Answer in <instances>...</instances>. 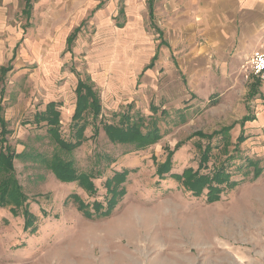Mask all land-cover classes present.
Wrapping results in <instances>:
<instances>
[{"label": "rangeland", "instance_id": "rangeland-1", "mask_svg": "<svg viewBox=\"0 0 264 264\" xmlns=\"http://www.w3.org/2000/svg\"><path fill=\"white\" fill-rule=\"evenodd\" d=\"M96 1L113 5V24L125 22L123 11L135 0ZM180 2L166 32L144 22L146 34L164 49L157 63L165 51L177 76H165L162 67L157 82H137L119 107L102 106L96 119L85 115L76 127L68 111L76 98L75 72L85 78L87 65L74 45L99 31L87 27L93 20L87 0H33L29 18L23 0H0V66L14 54L13 68L0 75L10 130L5 137L17 153H26L14 159L24 198L0 206V264H264V83L250 72L249 57L230 64L232 73L217 67L202 34L182 26ZM78 24L70 53L65 36ZM50 101L61 104L60 134L74 147L60 156L94 176L95 190L60 180L34 156L56 151L46 122L34 121ZM119 113L142 117L141 127L155 122L161 138L140 150L112 141L100 121L118 122ZM224 126L227 138L223 131L206 137ZM240 132L245 139L239 142ZM208 143L209 158L202 160ZM188 167L208 175L223 168L231 185L223 184L208 202L207 189L195 195L171 176ZM123 171V178L114 176ZM95 199L105 208L111 199L107 216L95 211ZM25 220L31 224L26 230Z\"/></svg>", "mask_w": 264, "mask_h": 264}, {"label": "crops", "instance_id": "crops-1", "mask_svg": "<svg viewBox=\"0 0 264 264\" xmlns=\"http://www.w3.org/2000/svg\"><path fill=\"white\" fill-rule=\"evenodd\" d=\"M23 1L25 6V0ZM31 1L33 5V0ZM180 1L179 16L184 21L182 26L190 27L196 34H202L203 47L206 51L213 53L216 58V66L226 72L225 74L232 73L228 70L230 64H238L239 60L250 58L253 51L264 42V0ZM106 2L87 0V5L91 8L90 14L93 15V20L91 19V23L87 27L92 28L95 25L100 32L98 31L92 40L83 41L80 36L74 45L77 54L81 55L83 62L85 61L87 65V69L83 73L85 78H82L79 72H75V80L77 83L79 80H83L92 84L101 99L100 102L102 101L101 109L102 106L119 107L123 99L129 97L132 87H136L137 82L147 80H156L157 82L162 67L165 76L170 78L177 76L171 67L175 65L169 61L165 51V57L157 63L158 50L164 49H161L160 43L156 45L153 43L152 34H146L144 22L149 19L152 25L155 24L156 29L166 32L165 28H170L171 22H174L175 13L172 12V9L176 7L178 0H135L128 6V9L123 11L125 22L113 24L111 23L113 5L106 4ZM31 9L29 15L24 9L22 11L27 18L31 15ZM154 21L156 22L153 23ZM80 26L81 24H78L65 36V51H68V37L75 33L74 42ZM23 31H25V27ZM18 44L19 42L14 48ZM72 46L71 51H68L70 53ZM166 48L171 53V49ZM224 55H227V58ZM13 59L14 54L6 65L0 66L1 77L13 68ZM198 62L202 65V62ZM8 66L11 68L2 73L1 68ZM130 96L132 100L139 97L138 95ZM76 99L77 96L68 112L75 110ZM60 106L59 103L58 110ZM0 108L6 129L9 130L2 114L1 98Z\"/></svg>", "mask_w": 264, "mask_h": 264}, {"label": "trees", "instance_id": "trees-1", "mask_svg": "<svg viewBox=\"0 0 264 264\" xmlns=\"http://www.w3.org/2000/svg\"><path fill=\"white\" fill-rule=\"evenodd\" d=\"M32 6L31 0H25L24 11L27 15H29V11ZM75 37V33H72L67 39V50L71 51V46L73 43V39ZM10 66L2 67L1 72H6ZM76 106L74 113L72 115V121L74 122L73 125L78 127L79 121L84 118L85 115L92 114V118L96 119L99 114H101V104L99 95L96 90L93 89L91 83H87L83 80H79L76 87ZM59 103L57 102H49L46 104L45 111L36 113L34 119L37 123L45 121L48 128L47 134L50 136L53 144L56 147V151L51 155V157L44 156L42 153H36L34 156L40 158L44 164L51 171L59 177L60 180L64 182H77L80 186L85 188L88 191L95 190V183L93 179L94 176L90 175L86 172H80L78 169L73 165L71 160H65L60 156V151H66L68 153H72L73 146L68 145L67 142L62 138L59 130V122H60V112L58 110ZM1 112V108H0ZM120 115V119L118 122L108 123L105 121L103 122L102 129L106 132L108 136L112 138V141L117 142L119 144H128L131 145L133 149L140 150L147 145L156 142L158 139L161 138V134L159 129L155 127V122L152 123V127L146 126L141 127L143 124V118L137 117L136 120L129 116L128 114H118ZM103 117V115H102ZM244 121L249 120L248 117L244 116L242 118ZM251 119V118H250ZM141 120V121H139ZM142 122V123H141ZM87 123H83L81 125H86ZM94 126V136H97L99 127L96 123L93 124ZM243 126V125H242ZM0 206L4 207L7 203L17 205L21 202L20 199L24 192L22 189L19 180L16 177L15 172V165L14 159L15 158H23L25 157L26 153L21 152L17 153L14 148L8 143L7 138L5 137L10 131L6 129L5 121L0 114ZM147 128V129H146ZM149 128V129H148ZM224 128V129H223ZM221 131H215L211 134H207L206 137L212 139L213 137L220 135L223 131L227 138V126L221 127ZM204 135L203 133H200ZM245 139L240 132L238 136L239 142ZM182 143H177L175 146V150L179 148ZM211 149L210 143L206 145L203 149H201L202 160H207L209 158V151ZM174 152V150H173ZM172 152L169 151L168 157L171 156ZM254 165L255 163H250ZM164 168L157 169V171L163 172ZM126 174V171L123 172H115L114 176L116 178H123ZM229 173H226L223 168L220 170L216 169L213 171L212 175L208 174H200L199 171H194L193 168L188 167L180 174H171L176 180L182 179V183L192 191L195 195H200L203 192V189H207V200L211 202L216 199L217 196L220 195L222 192V185L229 184ZM260 174V170L256 173V176ZM114 179V178H112ZM121 180V179H120ZM110 182L112 180L107 179L106 181V189L107 191H111ZM233 184V182H232ZM106 208L103 206L102 202L99 199H95L93 202V208L98 213L99 216H107L110 213V210L113 206V202L110 200L106 201ZM103 207L105 209H103ZM25 220L24 222V230L31 226V224Z\"/></svg>", "mask_w": 264, "mask_h": 264}, {"label": "built area", "instance_id": "built-area-1", "mask_svg": "<svg viewBox=\"0 0 264 264\" xmlns=\"http://www.w3.org/2000/svg\"><path fill=\"white\" fill-rule=\"evenodd\" d=\"M250 72L264 83V42L253 51L249 58Z\"/></svg>", "mask_w": 264, "mask_h": 264}]
</instances>
